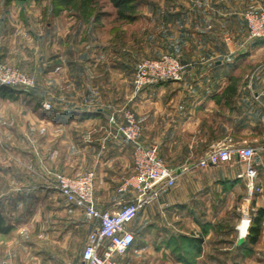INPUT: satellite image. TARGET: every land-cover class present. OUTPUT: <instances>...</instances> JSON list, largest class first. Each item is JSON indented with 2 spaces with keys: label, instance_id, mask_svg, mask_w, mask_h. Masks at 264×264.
I'll return each mask as SVG.
<instances>
[{
  "label": "crops",
  "instance_id": "1",
  "mask_svg": "<svg viewBox=\"0 0 264 264\" xmlns=\"http://www.w3.org/2000/svg\"><path fill=\"white\" fill-rule=\"evenodd\" d=\"M205 1V14L193 9L166 13L174 25L168 46L161 33L158 42L146 43L147 57L161 52L177 57L184 65L181 78L124 92V103L142 126V142L155 145L158 156L168 158L169 166L165 164L175 180L127 225L134 241L117 258L119 264H210L205 245L210 231L202 224L199 229L198 210L214 189L222 192L218 195L222 198L247 180L239 176L245 164L236 156L226 163L198 166V159L213 146L254 148L255 185L264 188V38L247 39L242 16L248 8H264V0ZM65 12L50 11V19L41 28L36 16L42 18L43 12L34 13L35 21L30 16L20 21L14 4L5 6L0 18V61L17 64L35 56L38 66L45 65L37 73L45 74L48 94L57 89L55 75H71L77 61L74 64L69 56H85V44L80 41L83 27L72 30L70 20H64ZM116 51L111 48L106 56H125ZM130 62L114 60L117 69L107 71L117 73ZM12 89L13 94L18 91ZM103 109L90 110L66 99L52 101L50 109L39 103L0 101V128L7 139L13 136L19 142L15 151L29 157L32 177L50 173L51 179L55 172L76 176L92 170L96 205L113 210L136 196L129 184L119 190L133 175L132 147L109 135ZM88 123L97 126L96 133L77 130ZM22 141L29 142V148H23ZM29 188H36L29 197L22 192L0 195V212L10 227L0 233L4 234L0 264H80L94 223L42 182H30ZM71 253H78L77 262L69 261Z\"/></svg>",
  "mask_w": 264,
  "mask_h": 264
},
{
  "label": "rangeland",
  "instance_id": "2",
  "mask_svg": "<svg viewBox=\"0 0 264 264\" xmlns=\"http://www.w3.org/2000/svg\"><path fill=\"white\" fill-rule=\"evenodd\" d=\"M128 2L135 4L132 14L134 18L130 21L118 18L117 9L111 0H75L70 6L65 7L64 20H70L72 30L83 27V31L80 33V41L82 40L85 44V56H69L71 60L75 59L74 64L77 61L75 67L71 69V75L68 77L55 75L58 82L57 89L50 91L49 94L46 89L45 74L37 73V71L44 69L39 68V66L45 65L40 63L38 66L37 63L40 60L35 61V56H26V62L23 63L3 62L27 75L32 79L34 85L28 88H18V91L15 90L12 95L3 93L4 86H0V101L39 103L41 108H43L44 103H48L51 108L52 101L74 100V102H78L90 110L103 107V112L107 117L114 115L118 119H121L123 110L133 111L123 101L125 100L124 92L131 88L134 89L132 86L133 67L136 62L148 56L146 55V43L158 42V34L161 33V36L164 34V39L166 38V45L170 44L168 38L173 36L174 25L166 13L180 9L190 12L193 9L198 14L201 12L205 14L204 8L207 4L205 0H128ZM11 4L17 7L20 13L17 19L20 21H28L29 16L30 20L35 21L34 13L37 15L43 12L42 18L36 16L37 26L40 28L50 19L48 14L50 11L52 12L51 4L53 5L52 0H14L7 5ZM7 5H4L3 1L0 0V18L4 16V7ZM161 15H165V17L163 18ZM188 20L189 14L185 22L189 23ZM179 30V28L175 29V31ZM164 39L160 42L164 43ZM172 40L170 39L171 42ZM100 47L104 48L101 54ZM111 48H115L116 53L119 52L125 56H106L111 53ZM125 59L131 61V65L124 66L117 73L107 71L117 69L112 63L114 60ZM34 88L37 90L35 91ZM31 91L34 93L33 95ZM110 103L113 105L112 107H108ZM23 111H28V109L23 108ZM69 118H74V116ZM18 123L23 124L22 121ZM105 125L104 127H106ZM74 126L77 127V125ZM77 130L94 134L97 132V126L94 123H88L78 126ZM2 131L0 128V195L13 197L22 192L29 197V194H33L32 191H36V188H29L30 182L39 181L44 186H48L50 173H43L37 179L32 177L33 170L30 166L29 157L16 152L15 144L19 142H16L12 135V139H7ZM21 144L25 149L30 146L29 142L22 141ZM163 160L167 165L170 163L168 158H163ZM250 162L254 164V155ZM242 163L245 164L243 161ZM252 183L254 185L252 190L248 189V182L243 179V182L236 189H231L225 193L226 195H222V198H220L221 195L218 197L222 192L215 189L213 193L211 192L210 197L204 198L206 205L198 210L199 229L201 224L209 227L210 236L206 239L205 245L209 249L207 255L212 258L210 264H264V216L260 222L259 236L256 242L250 243L247 237L252 218L261 208L260 206H264V188L255 185V178ZM25 185L28 186L27 190L22 188ZM38 190L41 189L38 188ZM51 190L53 191V189ZM1 196L0 198H3ZM244 218L247 221L243 224ZM245 224L247 225L246 232L243 240L238 243L240 228ZM3 235H0V240L4 239ZM0 246H4V244L2 243ZM78 258V253H71L69 261L73 263V260H76L77 262Z\"/></svg>",
  "mask_w": 264,
  "mask_h": 264
},
{
  "label": "built area",
  "instance_id": "3",
  "mask_svg": "<svg viewBox=\"0 0 264 264\" xmlns=\"http://www.w3.org/2000/svg\"><path fill=\"white\" fill-rule=\"evenodd\" d=\"M242 16L246 37L250 40L264 38V8L246 9ZM183 69L184 65L180 60L169 53L146 57L136 62L133 67L132 86L135 90H141L148 86L177 81L181 78ZM33 85L34 82L27 75L0 61V86L28 88ZM42 107L50 109L48 103H44ZM106 129L110 136L120 137L132 147L133 175L119 190L131 185L136 193L133 200L113 210L99 208L93 198L92 170L76 176L56 172L48 180L50 189L56 191L68 204L80 208L84 217L94 223L81 250L80 264H119L117 258L123 256L134 241V235L127 225L148 201L157 198L160 190L171 187L175 180L173 170L158 156L156 146L142 142V126L137 122L133 111L123 110L121 119L114 115L108 116ZM254 153L255 149L250 146H213L205 156L198 159L197 165H218L236 156L245 163V170L239 176L247 178L248 189L252 190L256 171L250 160Z\"/></svg>",
  "mask_w": 264,
  "mask_h": 264
},
{
  "label": "trees",
  "instance_id": "4",
  "mask_svg": "<svg viewBox=\"0 0 264 264\" xmlns=\"http://www.w3.org/2000/svg\"><path fill=\"white\" fill-rule=\"evenodd\" d=\"M4 5H7L11 3L14 0H2ZM75 0H52L53 5L51 4V10L53 13H57L64 9L65 7L70 6ZM113 6L117 9V15L118 18L124 19V20H132L134 17L132 16L134 12V5L130 4L128 0H111ZM4 93H8V95H11L13 92V89L10 87H3ZM262 216H264V208H259L257 210L256 215L252 218L251 226L248 228V241L250 243H255L258 236H259V230H260V222L262 219ZM9 226H6L4 224V219L0 212V233H6L9 230Z\"/></svg>",
  "mask_w": 264,
  "mask_h": 264
},
{
  "label": "bare ground",
  "instance_id": "5",
  "mask_svg": "<svg viewBox=\"0 0 264 264\" xmlns=\"http://www.w3.org/2000/svg\"><path fill=\"white\" fill-rule=\"evenodd\" d=\"M246 221H247V219L244 218V219H243V224L246 223ZM246 227H247L246 224L241 226V228H240V233H241V234H244V233H245Z\"/></svg>",
  "mask_w": 264,
  "mask_h": 264
},
{
  "label": "water",
  "instance_id": "6",
  "mask_svg": "<svg viewBox=\"0 0 264 264\" xmlns=\"http://www.w3.org/2000/svg\"><path fill=\"white\" fill-rule=\"evenodd\" d=\"M246 232V230H245ZM244 234H239L238 243H240L243 240Z\"/></svg>",
  "mask_w": 264,
  "mask_h": 264
}]
</instances>
